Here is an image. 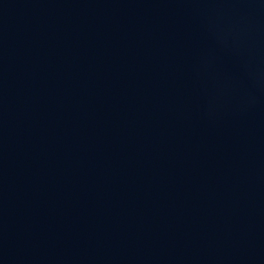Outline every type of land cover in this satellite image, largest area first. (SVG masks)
Returning a JSON list of instances; mask_svg holds the SVG:
<instances>
[{
    "label": "water",
    "instance_id": "1",
    "mask_svg": "<svg viewBox=\"0 0 264 264\" xmlns=\"http://www.w3.org/2000/svg\"><path fill=\"white\" fill-rule=\"evenodd\" d=\"M0 117L128 264H264V0H0Z\"/></svg>",
    "mask_w": 264,
    "mask_h": 264
}]
</instances>
